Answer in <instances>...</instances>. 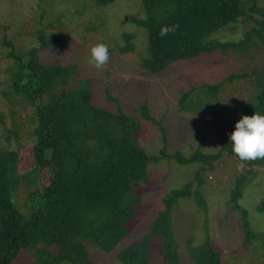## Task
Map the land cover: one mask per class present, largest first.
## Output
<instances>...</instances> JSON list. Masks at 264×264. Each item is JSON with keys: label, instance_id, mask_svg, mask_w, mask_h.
<instances>
[{"label": "rangeland", "instance_id": "1", "mask_svg": "<svg viewBox=\"0 0 264 264\" xmlns=\"http://www.w3.org/2000/svg\"><path fill=\"white\" fill-rule=\"evenodd\" d=\"M256 4L264 8V0H256ZM140 5L141 0H113L105 6H98L95 0H0V154L14 153L19 177L34 166L35 105L47 101L48 93L34 104L12 94L4 97V92L10 90L4 84L8 80L4 70L12 60L3 57L8 48L1 42L5 39L10 47L22 53L31 45L39 46L34 35L42 28L45 39L54 35V44L37 52L40 62L63 66L76 63L77 75L68 86L80 78L92 79V103L113 113L120 106L125 116L138 124V140L146 154L158 157L147 166V184L138 185L142 202L135 225L117 249L142 239L158 211L164 209V200L195 182L190 197L179 198L171 206L170 229L181 251L180 264H196L188 256V240L189 247L194 248L207 241L220 252V264H264V212L257 211L264 192V166L254 168L248 175L252 180L247 179L241 189L238 203L247 210L251 231L249 240L245 241V219L227 201L235 177L248 166L224 152L214 169L199 183L194 178L198 164H181L175 159L176 154L189 158L196 146L209 152L219 149L224 140L232 146L229 136L235 124L242 116L252 115L260 89L257 78L264 66V46L252 31L257 27L253 19L259 20L260 16L249 10L253 18L242 15L238 23L214 35L223 42L239 43L250 31L244 44L225 52L218 49L200 53L152 74L141 65L148 53L145 31L132 23V19L145 16ZM122 33L134 35L132 55L123 58L118 51H113L108 66L102 71L88 63L92 46L106 42L109 48L116 49L114 44L123 43ZM214 85L218 89L212 93L208 87ZM61 86L58 80L57 88ZM107 93L117 100L110 101ZM146 112L158 123L146 120ZM213 118L218 120L213 122ZM50 166L36 174L35 185L42 188L49 180ZM19 185L13 201L24 209L21 206L31 187ZM152 245L148 264H167L161 242L154 241ZM48 249L59 250L54 246ZM88 249L92 264H120L117 249L109 254L92 247ZM34 255L26 249L15 262L32 264Z\"/></svg>", "mask_w": 264, "mask_h": 264}, {"label": "trees", "instance_id": "2", "mask_svg": "<svg viewBox=\"0 0 264 264\" xmlns=\"http://www.w3.org/2000/svg\"><path fill=\"white\" fill-rule=\"evenodd\" d=\"M95 1L98 6H105L113 0ZM139 7L145 16L132 19V23L145 31L148 53L141 65L152 74L200 53L218 49L225 52L244 44L250 31L239 43L223 42L214 35L238 23L242 15L253 18L249 10L260 16L259 20L253 19L257 27L252 31L264 46V8H259L256 0H141ZM174 24L179 28L161 38V28ZM34 37L39 46L31 45L22 53L10 47L5 39L1 42L8 48L3 51H7L3 57L12 60L4 70L8 77L4 84L10 89L4 92V97L12 94L32 104L40 101L45 92L49 98L35 105L33 168L19 177L14 153L0 154V264H21L15 260L26 249L35 254L32 264H92L88 247L105 254L113 253L135 225L136 212L142 202L138 185L147 184V166L158 157L146 154L138 140V124L125 116L120 106L113 113L92 103V79L80 78L68 86L71 78L77 75L76 63L63 66L40 62L37 52L52 46L54 35L45 39L40 28ZM133 38L131 33H122L123 43L114 44L116 49L110 47L109 53L118 51L123 58L132 55ZM262 70L257 78L260 89L255 96L252 115L254 112L264 115V66ZM58 80L60 88H57ZM208 89L213 93L218 87L214 85ZM106 95L110 101L117 100L111 93ZM144 116L158 123L147 112ZM224 152L239 160L227 140L213 152L196 146L189 158L176 154L175 159L181 164L197 163L194 178L201 183ZM240 162L248 168L235 177L227 203L242 213L244 239L248 241L251 231L247 210L238 201L243 184L251 179L248 175L254 168L264 166V159ZM48 164L51 176L42 188L38 187L34 177ZM19 183L31 187L21 206L24 209L13 201ZM193 183L164 200V209L158 211L142 239L117 249L120 264H148L154 241L161 242L167 264H180L181 251L171 235L170 212L179 198L190 197ZM257 211L264 212V192ZM187 242L188 256L196 264H220V252L207 241L196 248L189 247V240ZM51 246L59 250H47Z\"/></svg>", "mask_w": 264, "mask_h": 264}, {"label": "clouds", "instance_id": "3", "mask_svg": "<svg viewBox=\"0 0 264 264\" xmlns=\"http://www.w3.org/2000/svg\"><path fill=\"white\" fill-rule=\"evenodd\" d=\"M178 28V24L166 25L161 28L159 35L163 38ZM110 59L109 45L106 42H98L91 47L88 63L97 70H104ZM229 139L232 142V151L240 161L264 159V115L254 112L251 116H242L235 124V130Z\"/></svg>", "mask_w": 264, "mask_h": 264}]
</instances>
